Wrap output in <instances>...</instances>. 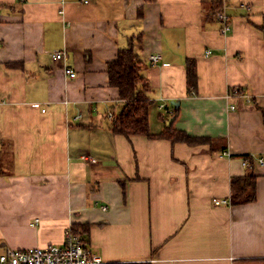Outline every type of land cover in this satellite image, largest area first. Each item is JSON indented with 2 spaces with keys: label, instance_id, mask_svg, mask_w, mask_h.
I'll return each instance as SVG.
<instances>
[{
  "label": "crops",
  "instance_id": "obj_1",
  "mask_svg": "<svg viewBox=\"0 0 264 264\" xmlns=\"http://www.w3.org/2000/svg\"><path fill=\"white\" fill-rule=\"evenodd\" d=\"M263 15L264 0H0V251L61 244L77 223L101 264H264ZM128 46L148 66L151 132L173 118L202 142L109 131L107 65ZM245 156L254 199L213 204Z\"/></svg>",
  "mask_w": 264,
  "mask_h": 264
},
{
  "label": "trees",
  "instance_id": "obj_2",
  "mask_svg": "<svg viewBox=\"0 0 264 264\" xmlns=\"http://www.w3.org/2000/svg\"><path fill=\"white\" fill-rule=\"evenodd\" d=\"M212 4L213 9L210 15L214 16V13L221 6L218 3ZM256 27L264 36V15L262 22ZM107 66L108 84L117 89L121 105L119 113L109 122L108 129L111 133L121 135L127 139L134 135H141L152 139L165 138L173 142L180 141L194 144L202 142L203 139L192 138L183 132L172 130L170 126L165 127L161 132L156 134L151 132L148 114L152 105V101L150 100L152 88L144 76V71L148 66L143 60L138 58L132 47L119 48L116 59L109 62ZM185 68L187 90L190 92L195 89L197 82L194 60H187ZM176 112V109H174L170 116L174 117ZM244 158L247 164L246 173L241 177H235L231 180L230 203L232 205L248 203L254 199L253 159L249 156H245ZM3 172V159L0 155V174ZM70 229L74 234L80 235L85 244L88 242L89 224L74 223Z\"/></svg>",
  "mask_w": 264,
  "mask_h": 264
},
{
  "label": "built area",
  "instance_id": "obj_3",
  "mask_svg": "<svg viewBox=\"0 0 264 264\" xmlns=\"http://www.w3.org/2000/svg\"><path fill=\"white\" fill-rule=\"evenodd\" d=\"M87 2V0H84ZM214 18L221 23V33L229 30L228 16L221 10L214 13ZM208 52H205L207 54ZM54 61L64 58L63 52L56 51L51 55ZM160 59L159 55L150 56L153 64ZM64 74L73 78L74 71L65 67ZM235 95L250 100V97L243 91H236ZM162 107V105H161ZM233 109V106H231ZM84 158V156H82ZM258 165L264 163L262 158L256 160ZM215 205H230L227 200L214 199ZM37 221V220H36ZM102 259L94 254L84 243L80 235L74 234L70 227L65 231V238L61 244H51L45 247H29L24 249H12L9 247L0 251V264H101Z\"/></svg>",
  "mask_w": 264,
  "mask_h": 264
},
{
  "label": "water",
  "instance_id": "obj_4",
  "mask_svg": "<svg viewBox=\"0 0 264 264\" xmlns=\"http://www.w3.org/2000/svg\"><path fill=\"white\" fill-rule=\"evenodd\" d=\"M173 104V103H172ZM173 118H170L169 121L166 123L167 126L170 125V123L172 122Z\"/></svg>",
  "mask_w": 264,
  "mask_h": 264
},
{
  "label": "rangeland",
  "instance_id": "obj_5",
  "mask_svg": "<svg viewBox=\"0 0 264 264\" xmlns=\"http://www.w3.org/2000/svg\"><path fill=\"white\" fill-rule=\"evenodd\" d=\"M228 24H229V21H228ZM154 106L156 107V105L154 104ZM153 109H154V107H153ZM155 114H154V118H157L156 117V112H154Z\"/></svg>",
  "mask_w": 264,
  "mask_h": 264
},
{
  "label": "bare ground",
  "instance_id": "obj_6",
  "mask_svg": "<svg viewBox=\"0 0 264 264\" xmlns=\"http://www.w3.org/2000/svg\"><path fill=\"white\" fill-rule=\"evenodd\" d=\"M84 1V0H83ZM88 1V0H87ZM87 3V2H86Z\"/></svg>",
  "mask_w": 264,
  "mask_h": 264
}]
</instances>
